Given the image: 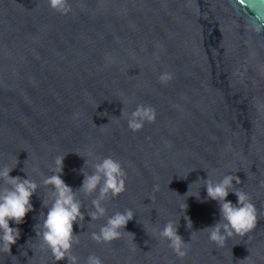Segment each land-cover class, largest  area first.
<instances>
[{"label":"water","instance_id":"water-1","mask_svg":"<svg viewBox=\"0 0 264 264\" xmlns=\"http://www.w3.org/2000/svg\"><path fill=\"white\" fill-rule=\"evenodd\" d=\"M62 14L49 0H0V167L40 185L34 210L0 264L56 261L41 232L58 156L73 189L104 157L118 160L126 191L104 201L107 214L87 216L94 195L77 193L85 219L74 224L71 254L87 264H264V0H68ZM172 74L162 83L161 73ZM140 104L156 120L139 131L127 117ZM123 111V115H122ZM87 163L85 164V161ZM240 176L236 185L257 209L256 227L223 247L207 231L219 204L198 178ZM187 178H183L187 176ZM2 186V182H0ZM187 199V200H186ZM228 200L237 202L229 193ZM135 217L122 235L97 243L93 232L115 212ZM169 220L188 241L180 258L160 237ZM35 226V231H34ZM131 232V233H129Z\"/></svg>","mask_w":264,"mask_h":264},{"label":"clouds","instance_id":"clouds-1","mask_svg":"<svg viewBox=\"0 0 264 264\" xmlns=\"http://www.w3.org/2000/svg\"><path fill=\"white\" fill-rule=\"evenodd\" d=\"M49 5L62 14L71 11L68 0H49ZM159 79L162 83H167L172 79V74L161 73ZM127 120L128 127L132 131H139L145 123H152L156 120V110L149 105L140 104L130 113ZM65 156L56 158V166L52 174L45 176L42 180L44 186L51 188V203L49 205L42 201L43 206L47 208V213L41 232L36 234L41 237L42 244L50 250L56 261L66 260L67 264H77L78 258L71 254L73 244L79 242L78 235L74 231V224L80 226V221L85 219L82 202L77 198V193L83 191L87 195L95 194L92 199L93 208L87 214L91 217L90 221L104 217L107 214L103 206L104 201L126 191V173L118 160L104 157L93 164L91 173L85 172L84 167L81 168L80 171L84 176L82 185L73 189L62 178ZM18 163L17 157L15 166L5 164L0 167V182H2L0 186V243L3 244V250L6 252L12 251V246L21 236L20 228L12 227L10 222L16 225L25 222L27 214L34 210L32 197L40 186L29 177L24 168L22 171L27 174L26 178L10 174ZM187 177L188 175L183 178ZM197 181H202V187H206L207 197L203 199L218 202L220 219L213 225L193 230V222L187 215L188 204L185 201L183 218L187 221L186 228L191 230L189 240L195 237L197 231L203 230L208 232L210 241L218 247H223L229 238L236 235L243 237L256 227L257 209L249 194L236 187L241 182L240 176L225 174L222 179L213 181L208 174L206 179L201 177L192 182L188 192L184 195L190 192L191 185ZM230 192L237 196L236 203L227 199ZM192 196L203 202L200 193L187 195V198ZM134 217L135 214L131 209L123 212L117 211L108 216L107 222L100 227L99 232H93L91 237L97 243H110L122 235L121 230L126 231L127 224ZM179 223L180 221L169 220L159 231V235L168 242V246L178 257L184 258L188 254L189 244L178 232ZM87 264H103V261L92 254L87 258Z\"/></svg>","mask_w":264,"mask_h":264}]
</instances>
